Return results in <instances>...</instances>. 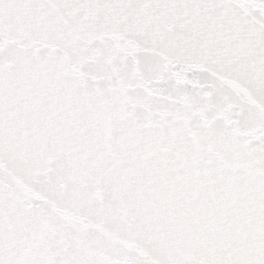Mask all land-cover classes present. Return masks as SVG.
<instances>
[{
	"label": "snow or ice",
	"instance_id": "6c2138e0",
	"mask_svg": "<svg viewBox=\"0 0 264 264\" xmlns=\"http://www.w3.org/2000/svg\"><path fill=\"white\" fill-rule=\"evenodd\" d=\"M0 264H264V0H0Z\"/></svg>",
	"mask_w": 264,
	"mask_h": 264
}]
</instances>
